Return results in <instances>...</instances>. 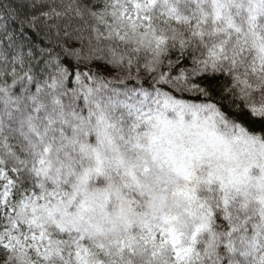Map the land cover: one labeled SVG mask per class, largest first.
Listing matches in <instances>:
<instances>
[{
    "label": "snow or ice",
    "instance_id": "snow-or-ice-1",
    "mask_svg": "<svg viewBox=\"0 0 264 264\" xmlns=\"http://www.w3.org/2000/svg\"><path fill=\"white\" fill-rule=\"evenodd\" d=\"M0 264H264V0H0Z\"/></svg>",
    "mask_w": 264,
    "mask_h": 264
},
{
    "label": "trees",
    "instance_id": "trees-1",
    "mask_svg": "<svg viewBox=\"0 0 264 264\" xmlns=\"http://www.w3.org/2000/svg\"><path fill=\"white\" fill-rule=\"evenodd\" d=\"M31 35V34H30Z\"/></svg>",
    "mask_w": 264,
    "mask_h": 264
}]
</instances>
